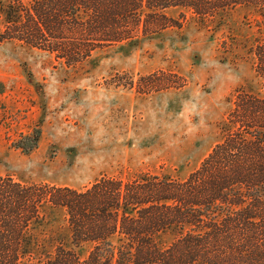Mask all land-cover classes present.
Segmentation results:
<instances>
[{"label":"trees","instance_id":"obj_1","mask_svg":"<svg viewBox=\"0 0 264 264\" xmlns=\"http://www.w3.org/2000/svg\"><path fill=\"white\" fill-rule=\"evenodd\" d=\"M247 5L264 17V0H0V40L78 65L181 26L169 8L208 18ZM251 52L264 80V37ZM183 85L164 71L138 83L149 91ZM222 128V140L184 179L105 174L76 188L0 176V264H264V93L238 90ZM41 135L23 134L16 146L30 152ZM55 210L65 212L72 247L60 241L49 250L40 237ZM170 231L176 238L163 246ZM84 243L92 248L82 258L76 248Z\"/></svg>","mask_w":264,"mask_h":264},{"label":"rangeland","instance_id":"obj_2","mask_svg":"<svg viewBox=\"0 0 264 264\" xmlns=\"http://www.w3.org/2000/svg\"><path fill=\"white\" fill-rule=\"evenodd\" d=\"M166 13L181 26L99 50L78 65L0 40V176L84 188L105 174L184 179L198 168L222 140L238 90L264 93L251 52L264 37V17L248 5L208 18L185 7ZM156 71L176 73L185 85L140 90ZM37 128L34 150L16 146ZM40 237L49 250L60 241L74 246L63 210ZM175 238L170 231L160 242ZM91 248L76 249L85 258Z\"/></svg>","mask_w":264,"mask_h":264}]
</instances>
